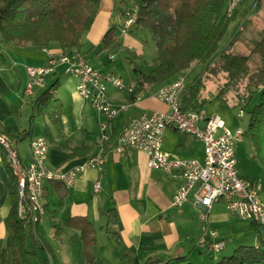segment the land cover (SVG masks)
<instances>
[{
	"label": "crops",
	"instance_id": "1",
	"mask_svg": "<svg viewBox=\"0 0 264 264\" xmlns=\"http://www.w3.org/2000/svg\"><path fill=\"white\" fill-rule=\"evenodd\" d=\"M129 2L131 1L101 0L98 14L82 36L79 51L95 67L113 71L126 84L134 86L139 76L137 67L142 71H149L152 68L156 46H151L152 31L148 28L134 27L128 33L122 31L123 8ZM237 16L241 17V21L248 16V6L244 1L234 13V20L231 22L234 23L233 27L241 22H236ZM111 27L115 28L116 36L124 46V49L119 51L125 53L127 60H129L127 56H131L132 60L129 61L136 66L133 74H127L129 78L127 81L123 72L118 73L117 67L112 65L119 51L108 53L100 50L103 45L102 39ZM0 48L7 58L5 64L0 63V128L8 132L29 130L31 116L35 115L33 131L28 136L30 147L24 154H20L24 165L29 163L31 141L37 135L46 137L49 145L47 164L54 168L69 169L97 153L100 124L105 120V116L79 94L78 78L75 75L67 73L64 66L60 65L55 73L47 76L42 87L36 88L33 92L26 91L29 80L27 66L47 64L48 51L57 53L63 50L58 43L40 46L0 42ZM110 54H114L113 59H110ZM142 59L146 64L140 62ZM198 63H192L184 71ZM184 71L156 85L149 92L141 93L134 100L129 98V92L108 84L109 99L119 107V111L110 120V137L105 143L102 168L84 169L71 186L61 182L56 187L55 181L46 183L44 202L50 203V209L56 210L58 217L51 219L45 213L35 226L37 235L51 249V252L47 248L40 249L44 253L42 256L45 261L50 264H73L74 261L76 264H86L82 256L79 224L83 223V219L80 217H86L96 231L94 256L99 253L108 261L110 255L118 253L116 257L120 264H142L146 258L153 255L167 259L182 254H188L190 260L197 264H208L210 259L205 236H208L211 230L217 231L219 237L224 239L223 251L226 252H223V255L231 254L241 244L255 246L261 244L262 231L253 227L252 220H243L232 214L223 200L214 203L206 218H202V207L193 203L192 194L182 205L175 206L172 204L173 195L181 183L178 175L150 168L145 152L130 147L122 151L115 149L118 135L130 118L145 111H169L167 103L159 99L155 93L163 84L183 77ZM56 80L58 81L54 89L61 102V112L59 121L53 123L48 116L38 114L37 100L40 93ZM183 88L185 91L187 87L184 85ZM46 125L50 128V136L45 135ZM178 132L179 130L171 127L165 129L163 149L171 156L203 159L204 144L201 139L197 137L189 140L188 136ZM199 142L202 145L200 154L193 148V145ZM22 143L23 141L18 144ZM75 147H83L86 151L72 156L71 148ZM236 155L240 175L258 186L264 202V177H256L248 168L241 167L237 151ZM0 164L4 167L1 155ZM256 168L258 169L259 165H256ZM4 171L0 179L6 184L8 174L5 168ZM96 181L101 183L98 191L94 189ZM59 192L65 193L61 205ZM112 207L119 217L118 236L114 234V230L106 226L108 222L106 211ZM10 209L11 202L6 189L0 196V264H12L11 234L6 222ZM59 219L62 222L69 219L72 223L65 225L62 234H56L53 226V220ZM111 234L114 235V239ZM99 235L103 236V241L99 240ZM29 238L31 239L30 236ZM106 243H109V249ZM28 244L31 248L32 239Z\"/></svg>",
	"mask_w": 264,
	"mask_h": 264
},
{
	"label": "trees",
	"instance_id": "2",
	"mask_svg": "<svg viewBox=\"0 0 264 264\" xmlns=\"http://www.w3.org/2000/svg\"><path fill=\"white\" fill-rule=\"evenodd\" d=\"M139 6L138 20L134 27L148 28L156 46V56L149 71L137 67L139 76L128 93L131 100L143 92H149L156 85L178 76L189 68L192 63H206L204 71L182 96L183 110H196L202 114L208 100L205 95L207 82L211 79L218 84L217 97L230 102L232 107L240 106L246 101L243 110L257 94L259 103L250 111V120L245 134L248 135L255 148V157L264 165V26L261 37L253 43L252 54L259 55V64L253 67L250 54L241 55L231 48V41L220 49V41L227 33L233 15L225 12L227 0H130ZM101 0H0V42L17 45L33 44L48 46L57 42L63 51L81 46L82 36L92 25L100 10ZM133 27V28H134ZM133 28L131 30H133ZM130 30V31H131ZM101 51L108 53L124 49L115 33V28L108 29L102 39ZM132 60L131 56H127ZM7 58L0 48V63L5 64ZM58 80L40 93L37 100V112L48 116L53 123L59 121L61 102L56 96L54 86ZM49 94V95H47ZM34 116H31L29 130L8 132L0 128V135L11 145L13 141L22 140L32 134ZM50 128L45 126V135L50 136ZM83 147L71 148L72 156L85 153ZM0 155L8 174L7 183L0 179V196L7 189L11 209L6 218L11 234L12 264H38L37 256L40 249L50 247L37 235L30 216L18 214V176L6 146L0 141ZM56 187L61 184L55 181ZM65 193L59 192L60 205ZM45 203L46 214L51 219L58 217L56 210L50 209ZM107 227L118 236L119 217L115 208L106 211ZM79 224L82 240V256L86 264H94L93 247L96 235L92 223L86 217H80ZM65 225H72L67 219L62 222L53 220L56 234H62ZM252 225L261 230L259 223L252 220ZM32 239L29 247L28 238ZM206 237L210 262L208 264H264V239L258 246L241 244L231 254L218 256L223 250L213 251L209 237ZM223 241L224 239L221 238ZM225 246V243H224ZM126 264V263H123ZM142 264H197L190 260L188 254L176 255L163 259L153 255Z\"/></svg>",
	"mask_w": 264,
	"mask_h": 264
},
{
	"label": "built area",
	"instance_id": "3",
	"mask_svg": "<svg viewBox=\"0 0 264 264\" xmlns=\"http://www.w3.org/2000/svg\"><path fill=\"white\" fill-rule=\"evenodd\" d=\"M243 1L227 0L226 14L233 15ZM138 11L139 6L135 2H129L123 8L124 33H128L136 25ZM109 57L113 59L114 54H110ZM60 65L64 66L67 73L78 78L79 94L104 115L105 120L100 124L98 152L81 164L65 170L47 164L49 145L45 136L33 137L31 157L29 163L24 165L15 147L0 135V141L6 146L18 176V214L22 217L30 216L34 225L46 213L44 190L47 182L60 181L66 186H71L84 169L102 168L105 143L110 137V120L119 111V107L109 99L108 84L123 91H133L132 85L126 84L113 71L95 67L76 48L57 53L48 51L47 64L27 66L29 80L26 91L33 92L36 88L42 87L47 76L55 73ZM183 87V77L163 84L155 94L167 103L169 111H145L130 118L118 135L115 149L122 151L130 147L145 152L150 168L178 175L181 183L173 195V205H182L192 194L193 203L202 207V218H206L214 203L223 200L232 214L243 220H256L264 239V202L260 197L259 188L241 176L237 167L235 143L245 134V129L239 126L232 130L220 115L203 116L196 110H183ZM244 112L241 108L237 114L241 118ZM168 127L194 134L201 139L204 144L203 159L179 158L165 151L163 135ZM100 187V181H96L95 191ZM208 237L213 251H219L224 247V241L217 231H209Z\"/></svg>",
	"mask_w": 264,
	"mask_h": 264
},
{
	"label": "rangeland",
	"instance_id": "4",
	"mask_svg": "<svg viewBox=\"0 0 264 264\" xmlns=\"http://www.w3.org/2000/svg\"><path fill=\"white\" fill-rule=\"evenodd\" d=\"M244 4L248 6V16L244 18L241 21V17L237 16L235 17L236 22H240L239 25L236 27H233L234 23H231L230 27L227 30V33L224 35L222 40L220 41V49H222L224 46L227 45L228 41H231V48L240 53L241 55H247L251 53V49L253 47V43L258 40L261 37L262 34V28L264 26V0H244ZM230 39V40H229ZM154 41V40H152ZM151 46L155 45L153 42ZM251 55V54H250ZM148 57V56H147ZM146 57V58H147ZM250 63L253 67L259 64V55L258 54H252L250 56ZM142 64H146V62L142 59L140 61ZM112 65H115L117 67V71L123 72V75L125 76V80H129L127 77V74H133L135 71V65L133 66L129 60L126 59L125 53L122 51H119L117 57L113 60ZM206 67V63H198L195 64L194 67H191L189 70L184 71L182 73L184 77V85L186 87L190 86L195 80L200 76V74L204 71ZM124 81V80H123ZM125 82V81H124ZM126 83V82H125ZM218 84L213 79L209 80L207 82V87L205 89V95L208 97L207 102L204 105V109L202 111V114H208V115H220L226 122V125L231 128L232 130H235L237 127L241 126L243 129H246L250 120V111L253 109V107L259 103L260 100V94H257L255 98L250 102L248 107L244 110V115L240 118L237 114L239 109L244 108V105L246 104V101L243 99L240 106L232 107L230 102H226L222 97H217L218 93ZM49 95V94H47ZM181 135H185L189 137L190 139L197 138L194 134L186 133L179 131L178 132ZM23 141L21 145L18 143ZM29 138H24L22 140H15L13 141V145L15 149L17 150L19 154V158L24 164L22 157L20 154H24L25 150L29 149ZM203 144V143H202ZM201 143H196L193 145L194 150H198L199 154L201 152ZM235 149L237 151L238 157L240 159V166L244 168H248L250 172L254 173L256 177L263 176L264 177V166L262 162L259 160L258 157H255L252 152H254L255 148L248 137L247 134L243 135L241 140H238L235 143ZM255 154V152H254ZM256 159V160H254ZM256 165H259V168H256V165H253L254 162ZM4 167L2 164H0V176L2 178V174H4ZM95 235L96 231L94 230ZM113 239L114 235L111 234ZM102 235H99L98 238L100 241L102 240ZM30 238H28V243H30ZM109 241V239H108ZM109 247V243H106ZM223 252L226 251H220L218 253V256L223 255ZM94 253V252H93ZM44 253L43 251L39 250L38 252V258L37 263L38 264H50L48 261H45L43 258ZM118 253H115L114 255H110L108 257V261H105L104 258L98 253L93 258L94 264H120L121 262L117 259ZM81 257V256H80ZM73 264H76L74 261Z\"/></svg>",
	"mask_w": 264,
	"mask_h": 264
}]
</instances>
